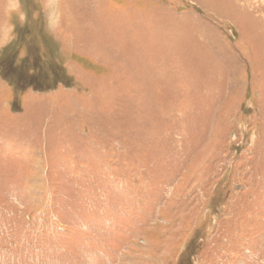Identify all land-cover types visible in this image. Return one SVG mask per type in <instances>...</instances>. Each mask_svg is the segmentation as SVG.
<instances>
[{
  "label": "rangeland",
  "instance_id": "rangeland-1",
  "mask_svg": "<svg viewBox=\"0 0 264 264\" xmlns=\"http://www.w3.org/2000/svg\"><path fill=\"white\" fill-rule=\"evenodd\" d=\"M0 264H264V0H0Z\"/></svg>",
  "mask_w": 264,
  "mask_h": 264
}]
</instances>
